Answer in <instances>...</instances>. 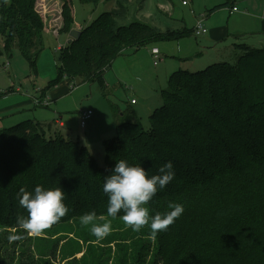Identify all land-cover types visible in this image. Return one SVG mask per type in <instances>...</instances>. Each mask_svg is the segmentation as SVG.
<instances>
[{"label":"trees","instance_id":"16d2710c","mask_svg":"<svg viewBox=\"0 0 264 264\" xmlns=\"http://www.w3.org/2000/svg\"><path fill=\"white\" fill-rule=\"evenodd\" d=\"M36 4L0 0V57L18 48L34 69L47 32ZM127 12V4L118 0L116 8L81 28V36L60 49L61 68L51 87L63 78L102 81L117 56L188 33L186 27L162 31L138 20L123 24ZM74 18L72 2L66 0L59 33L69 34ZM245 49L236 64L222 61L202 70L174 71L161 92L162 105L150 116V128L122 115L115 135L104 141L102 165L86 145L48 133L39 121L25 119L0 129L2 245L28 234L18 219L28 215L19 206L22 187L65 192L69 212L49 228L79 222L92 211L96 219H121L123 212L107 215L103 192L116 162L140 165L152 176L171 161L175 178L146 207L152 216L163 215L170 203H179L184 213L154 237L155 247L141 238L133 253L121 255L115 264H264V48ZM5 93L0 91V98ZM249 251L255 252L251 260L246 259ZM26 254V260L14 264H40ZM101 258L97 264H108ZM0 264L8 263L0 258Z\"/></svg>","mask_w":264,"mask_h":264},{"label":"rangeland","instance_id":"374dc122","mask_svg":"<svg viewBox=\"0 0 264 264\" xmlns=\"http://www.w3.org/2000/svg\"><path fill=\"white\" fill-rule=\"evenodd\" d=\"M232 1L234 0H123L128 8L127 15L122 20L123 24L138 20L158 27L162 31L168 28L178 30L186 27L188 33L177 39L159 38L139 49L126 51L125 54L114 59L105 71L102 81L74 80L69 85L70 89L73 87L72 90L63 95L64 97H55V99L52 97L53 106L31 105L28 108L31 110H21L19 113L3 118H19L10 121L11 123L9 122L6 127L25 119L35 120L41 122L48 133L51 132L54 135L62 133L73 137L79 143L86 141L87 134H91L88 138L94 145L90 141L89 145L102 165L105 144L101 138L103 134L106 139L115 135L120 113L126 116L134 115L135 121H139L145 129L150 128V116L155 108L162 105L161 92L168 87V80L172 73H167L166 68H173V71L179 69L197 71L215 62L237 63L246 49L243 50L240 46L231 49L229 42L224 47L207 50L202 46L207 44L208 35L196 36L191 31L199 21L210 28L216 22L219 24L218 22L222 19L229 18L230 14L224 13L223 10L229 5L226 3ZM65 2L66 0H37L36 8L45 20L47 32L44 54L42 58L38 57L36 69L18 48H14L11 55L4 54L0 57V91L6 92L11 88L15 90L7 94V97L20 93L40 97L43 89L50 90L53 80L52 69L55 71V67L61 68V57L64 53V50H59L58 47H67L70 39L66 33L59 34L63 25L62 8ZM71 2L75 17L74 29L87 27L95 22L102 12L113 10L118 4V0H99L98 2L71 0ZM215 6L220 7L214 10ZM154 46L160 50L162 59H155L152 56L151 50ZM46 53L51 55L54 64L52 69H47L48 61L43 60ZM156 60L160 66L154 65ZM171 64H175L176 67H171ZM45 70H47L46 73H44ZM67 81L63 78L59 83L66 85ZM132 99L138 103L132 104ZM3 101L5 100L1 98L0 103ZM83 110L94 112V115L86 122L87 129L81 128L80 117L82 118ZM39 111L44 114L40 115ZM56 119L59 123L66 122V127H60ZM108 221H111L112 232L103 240H97L90 233V226H83L80 221L47 228L39 234L28 232L27 236L20 238L19 242H15L13 236L8 243L2 245L3 242L0 239V245H2L0 258L8 264L11 262L14 264L19 260H26L28 255L26 253H32L35 255L36 262L40 264H97L104 255L108 264H115L118 257L133 253L141 238L148 243L152 242L153 247L156 246V236L153 238L150 235L148 226L136 232L127 227L122 219H96L95 223L103 224ZM12 233H15L14 229ZM25 243L27 246H23ZM25 247H28L26 253H24ZM246 254V259L251 260L255 252L249 251Z\"/></svg>","mask_w":264,"mask_h":264},{"label":"clouds","instance_id":"9594fccd","mask_svg":"<svg viewBox=\"0 0 264 264\" xmlns=\"http://www.w3.org/2000/svg\"><path fill=\"white\" fill-rule=\"evenodd\" d=\"M174 178L171 161L159 168L158 175L152 176L140 165L132 166L125 160L117 161L103 184V192L108 198L107 215L115 218L123 212L120 218L127 227L139 232L148 226L154 238L159 232L166 231L185 211L183 204L170 203V211L150 216V210L146 207L157 192L164 190ZM17 196L19 206L28 213L26 218H18L26 232L39 234L58 223L69 212L64 203L65 192L60 187L45 189L37 185L31 192L22 187ZM95 220V211L80 217L81 225L90 226V233L97 240H103L112 232L111 221L97 224Z\"/></svg>","mask_w":264,"mask_h":264},{"label":"crops","instance_id":"0c3cea01","mask_svg":"<svg viewBox=\"0 0 264 264\" xmlns=\"http://www.w3.org/2000/svg\"><path fill=\"white\" fill-rule=\"evenodd\" d=\"M233 6H238L239 11L232 12ZM223 11L224 13L228 12L230 14L229 18L224 19V20L222 19L221 22H218L219 24H217L216 22L215 24L211 25L210 28H207L205 24L203 23L204 27L207 29V32L201 35H208V41L206 42L207 44H203L202 48L207 49V50L215 49V48H218L219 46L224 47L229 42H230L229 45L231 46V49L232 47H239V46L243 50L245 48H249V49L264 48V0H234L231 3H229V5ZM196 25L193 27V29L196 27ZM193 29L191 31H193ZM62 47L63 46H59L58 49L60 50ZM153 48H156V46H154ZM160 53L161 52L159 50V57H160ZM43 54L44 52L42 51V53L40 54L41 58ZM151 54H152V50H151ZM44 59L47 60L49 64L47 69L49 68L52 69L54 67V64L52 62L50 53H46V55L43 57V60ZM52 64L53 66L51 67ZM154 65L160 66L159 63L155 64V62H154ZM171 67H176V66L175 64H171ZM172 69L166 68V72L173 73L174 71H176V70L173 71ZM46 72L47 70H45L44 73ZM52 72L53 74L51 77L54 80L58 76L57 67H55V71H53L52 69ZM66 79L68 80L66 85L61 84L62 82L60 83L58 82L57 84L53 85L49 91H44L43 89V93H41L40 97L33 96V95H30V96L23 95L22 93L7 97L6 96L7 94L15 90L11 88L10 91L8 92L6 91V93L2 95L1 97L5 101L0 103V127H1L0 129L6 127V125H8L10 121L19 119V118H12V119L10 118L3 119V118L12 116L15 113H19L21 110H27L29 107H31V105L36 106V107L53 106L52 97H54V99L55 97H58V98L64 97L63 95H65L69 90H71L69 88V85L72 80L70 78H66ZM17 90H19V88ZM38 100L42 101L41 104L37 103ZM132 100H131V103H132ZM45 102L47 103V105L45 104ZM137 103L138 102L136 101V103H132V104L135 105ZM28 110H31V109H28ZM34 112L36 113V110ZM39 114L43 115L44 112L39 111ZM122 115L125 116L123 113H120L119 118ZM42 117H46V116H42ZM60 118H62V115H60ZM56 120L60 127H63V128L66 127L65 126L66 122L62 121L59 123V120L58 119ZM80 122H81V117H80ZM81 128L87 129V127L83 128L82 125H81ZM88 135L91 136V134H87L86 141L83 140L84 142L81 144L86 145L87 148H89V150L93 153L92 147L89 145V141L92 145L94 144L91 142L92 140L88 138L89 137ZM105 137L106 136L103 134L101 138L104 144H105L104 141L106 140Z\"/></svg>","mask_w":264,"mask_h":264},{"label":"built area","instance_id":"2783aa9c","mask_svg":"<svg viewBox=\"0 0 264 264\" xmlns=\"http://www.w3.org/2000/svg\"><path fill=\"white\" fill-rule=\"evenodd\" d=\"M183 3H186V2L183 1ZM237 11H239L238 6H233L232 7V12H237ZM206 32H207V29L204 27L202 21H199L197 23L196 27L193 29V33L196 36H199V35H201L203 33H206ZM152 54L155 57V59L160 58L159 57V49L157 47L152 49ZM157 63H158V61L156 60L155 61V64H157ZM41 102L42 101H39V100L37 101V103H40V104H41ZM132 103H136V100L133 99L132 100ZM45 104L47 105L46 102H45ZM81 113H82V118H81V120H82V122H81L82 123V127L85 128L86 127L87 120L90 119L94 115V112L92 110H83V111H81Z\"/></svg>","mask_w":264,"mask_h":264},{"label":"water","instance_id":"95a60500","mask_svg":"<svg viewBox=\"0 0 264 264\" xmlns=\"http://www.w3.org/2000/svg\"><path fill=\"white\" fill-rule=\"evenodd\" d=\"M81 33H82L81 29L71 30L69 33L70 39L68 40V43H71L72 41L78 39L81 36Z\"/></svg>","mask_w":264,"mask_h":264}]
</instances>
